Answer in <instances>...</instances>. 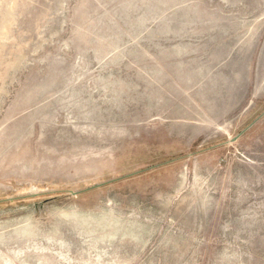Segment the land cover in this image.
Segmentation results:
<instances>
[{
  "label": "rangeland",
  "instance_id": "obj_1",
  "mask_svg": "<svg viewBox=\"0 0 264 264\" xmlns=\"http://www.w3.org/2000/svg\"><path fill=\"white\" fill-rule=\"evenodd\" d=\"M0 264H264V0H0Z\"/></svg>",
  "mask_w": 264,
  "mask_h": 264
}]
</instances>
